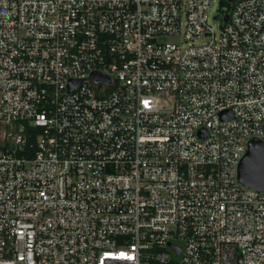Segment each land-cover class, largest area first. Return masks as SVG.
Returning <instances> with one entry per match:
<instances>
[{
  "label": "built area",
  "instance_id": "obj_1",
  "mask_svg": "<svg viewBox=\"0 0 264 264\" xmlns=\"http://www.w3.org/2000/svg\"><path fill=\"white\" fill-rule=\"evenodd\" d=\"M252 140L264 0H0V264H264Z\"/></svg>",
  "mask_w": 264,
  "mask_h": 264
},
{
  "label": "water",
  "instance_id": "obj_2",
  "mask_svg": "<svg viewBox=\"0 0 264 264\" xmlns=\"http://www.w3.org/2000/svg\"><path fill=\"white\" fill-rule=\"evenodd\" d=\"M218 19V16L214 18ZM227 20V16L224 17ZM94 81H107L103 77L93 75ZM225 119L224 113L220 114ZM200 131V135H201ZM238 180L245 187L264 192V145L261 141L252 140L238 166Z\"/></svg>",
  "mask_w": 264,
  "mask_h": 264
},
{
  "label": "rangeland",
  "instance_id": "obj_3",
  "mask_svg": "<svg viewBox=\"0 0 264 264\" xmlns=\"http://www.w3.org/2000/svg\"><path fill=\"white\" fill-rule=\"evenodd\" d=\"M216 12V6L214 5L210 11V15H213Z\"/></svg>",
  "mask_w": 264,
  "mask_h": 264
}]
</instances>
